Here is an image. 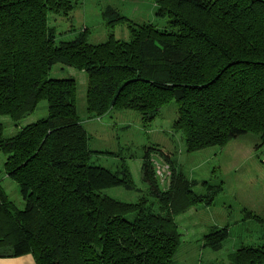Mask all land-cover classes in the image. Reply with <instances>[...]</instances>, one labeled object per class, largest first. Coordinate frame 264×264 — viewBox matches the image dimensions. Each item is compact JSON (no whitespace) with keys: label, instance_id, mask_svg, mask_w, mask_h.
<instances>
[{"label":"trees","instance_id":"1","mask_svg":"<svg viewBox=\"0 0 264 264\" xmlns=\"http://www.w3.org/2000/svg\"><path fill=\"white\" fill-rule=\"evenodd\" d=\"M149 1L158 16L168 18L164 27L126 24L127 40L110 32L98 44L87 43L83 29L54 45L46 15L71 12L70 0H0V115L16 123L46 102L45 117L9 138L0 124L2 169L23 202L15 209L0 185V258L173 264L180 243L174 217L199 203L213 204L221 190L209 185L196 195L195 182L159 152L169 169L167 187L160 190L145 151L140 173L153 203L142 196L125 203L103 195L112 187L136 188L123 161L109 171L91 160L74 80L46 78L55 64L86 74L87 120L129 110L146 125L173 101L172 128L182 133L187 152L221 148L247 134L264 144V0ZM102 19L109 29L127 21L110 7ZM241 213L258 224L257 241L239 245L227 264H264V217ZM227 237L226 226H213L201 245L216 252Z\"/></svg>","mask_w":264,"mask_h":264},{"label":"rangeland","instance_id":"2","mask_svg":"<svg viewBox=\"0 0 264 264\" xmlns=\"http://www.w3.org/2000/svg\"><path fill=\"white\" fill-rule=\"evenodd\" d=\"M70 1L73 3L71 12L64 15L48 12L46 15L47 26L53 29L54 45L72 40L83 29L87 30L86 41L89 44L104 42L110 32L115 39L127 40L126 24L150 23L156 28H162L168 21L166 16L161 17L156 14L157 7L149 0ZM106 7L117 11L127 21L122 23L115 21L113 27L109 29L102 19V12ZM46 78L74 80L75 107L84 129L90 136L89 148L93 150L91 160L109 171H115L118 164L123 161L129 171L136 191L112 187L104 189L103 195L125 203H135L142 196L147 200V204L153 203L148 186L142 181L140 173L141 158L145 151L149 154L153 170H158L156 180L160 190L167 187L169 169H164L161 163V160L163 162L164 160L160 158L159 152L169 156L176 163L179 171L195 182L192 191L196 195L205 194L209 185H221V190L213 204L204 206L199 203L174 217L180 234V243L173 255V264H227L228 255L239 245L256 243L260 228L254 221L244 219L241 210H248L249 207L259 213L257 201L253 204H245L251 200L245 196L244 190L255 192L257 199H262L261 192L264 194V164L257 158L264 152V144L258 138L247 134L237 137L232 143L229 141L221 148L209 147L187 152L182 133L172 128L176 115L173 101L163 105L157 116L146 125L140 122L136 112L129 110L114 111L111 115L100 119L87 120L86 74L55 64ZM45 116L44 100L39 101L30 114L16 123L7 116L0 115L2 136L9 138L19 127ZM222 150L223 154L218 153ZM223 158L225 161L221 163ZM4 159L5 155L0 152V185L12 206L21 209L23 202L18 195L16 184L3 172ZM219 163L221 168L218 170ZM165 166L167 167V164ZM161 167L164 173H161ZM213 226L218 228L226 226L228 231V237L222 248L216 252L201 245L202 236Z\"/></svg>","mask_w":264,"mask_h":264},{"label":"crops","instance_id":"3","mask_svg":"<svg viewBox=\"0 0 264 264\" xmlns=\"http://www.w3.org/2000/svg\"><path fill=\"white\" fill-rule=\"evenodd\" d=\"M235 139L231 140L230 143L234 142ZM220 154H223L224 151H220L218 152ZM225 161V158L222 159L221 163H224ZM229 162L231 161V159L229 158L228 160ZM221 163H219L217 169L219 170L221 168ZM229 167V166H228ZM255 190V189H253ZM250 190H244V194L245 196H248L249 199L251 201L249 202H246L245 204H253L255 203L256 201L258 202V205H259V213L255 212L253 209H249L251 212H253V214L259 216V217H264V194L261 192L260 195H262V199H257L256 198V193L253 192V191H250L252 193L249 192ZM259 195V197H260ZM247 206H251V205H247ZM0 264H35L32 257L30 255H21V256H18V257H14V258H0Z\"/></svg>","mask_w":264,"mask_h":264},{"label":"built area","instance_id":"4","mask_svg":"<svg viewBox=\"0 0 264 264\" xmlns=\"http://www.w3.org/2000/svg\"><path fill=\"white\" fill-rule=\"evenodd\" d=\"M261 161L263 162V164H264V157L261 159ZM164 167V169L166 170V167L165 166H163ZM161 169V173H164V171H163V168L161 167L160 168ZM159 169V170H160ZM158 171V170H157ZM156 171V174L158 175L159 173Z\"/></svg>","mask_w":264,"mask_h":264}]
</instances>
